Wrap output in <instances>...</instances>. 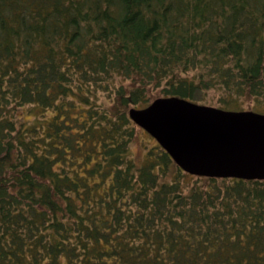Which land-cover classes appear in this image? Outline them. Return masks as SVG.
<instances>
[{
  "label": "trees",
  "instance_id": "1",
  "mask_svg": "<svg viewBox=\"0 0 264 264\" xmlns=\"http://www.w3.org/2000/svg\"><path fill=\"white\" fill-rule=\"evenodd\" d=\"M212 92L264 105V0H0V264H264V179L131 116Z\"/></svg>",
  "mask_w": 264,
  "mask_h": 264
},
{
  "label": "water",
  "instance_id": "2",
  "mask_svg": "<svg viewBox=\"0 0 264 264\" xmlns=\"http://www.w3.org/2000/svg\"><path fill=\"white\" fill-rule=\"evenodd\" d=\"M131 116L191 173L264 179V113L161 97Z\"/></svg>",
  "mask_w": 264,
  "mask_h": 264
},
{
  "label": "rangeland",
  "instance_id": "3",
  "mask_svg": "<svg viewBox=\"0 0 264 264\" xmlns=\"http://www.w3.org/2000/svg\"><path fill=\"white\" fill-rule=\"evenodd\" d=\"M197 103H202V104H207V105H212V106H217V107H221L218 102V96L215 95L213 92L210 93L208 96L205 97L204 100L202 101H197ZM245 109L246 110H254V111H258L261 113H264V105L262 104H258L257 106H252L251 104H245Z\"/></svg>",
  "mask_w": 264,
  "mask_h": 264
}]
</instances>
